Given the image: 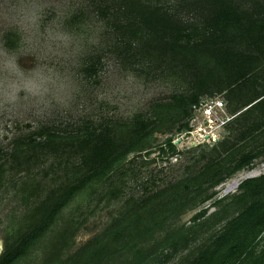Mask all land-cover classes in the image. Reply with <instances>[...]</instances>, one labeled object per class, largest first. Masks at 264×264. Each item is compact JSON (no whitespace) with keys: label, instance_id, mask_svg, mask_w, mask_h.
<instances>
[{"label":"trees","instance_id":"1","mask_svg":"<svg viewBox=\"0 0 264 264\" xmlns=\"http://www.w3.org/2000/svg\"><path fill=\"white\" fill-rule=\"evenodd\" d=\"M91 5L109 42L84 59L85 81L98 84L112 55L137 77L175 89L128 118L44 123L0 147V190L13 187L23 204L6 225L0 264H167L185 251L178 264H264V173L215 199V211L202 208L180 223L214 199L217 186L264 160V0ZM87 17L83 9L71 22ZM18 42L17 32L4 34L7 48ZM216 94L231 115L225 136L193 155L183 177L163 185L149 178L142 194L129 190L138 158L153 162L156 149L163 158L176 154L173 136L191 131L201 98ZM159 134L170 135L160 142ZM84 203L80 218L67 215ZM115 203L104 225L76 246L96 210Z\"/></svg>","mask_w":264,"mask_h":264},{"label":"rangeland","instance_id":"2","mask_svg":"<svg viewBox=\"0 0 264 264\" xmlns=\"http://www.w3.org/2000/svg\"><path fill=\"white\" fill-rule=\"evenodd\" d=\"M93 1L0 0V147L8 148L14 138L44 123H75L88 117L96 120L101 117L128 118L145 111L154 99L167 97L174 91L172 82L141 79L125 70L112 55H106L103 60L104 68L98 84L85 81L81 70L84 59L105 49L109 42L105 23L92 14ZM83 9L88 17L83 22L72 23L71 16ZM8 31L19 34L18 46L14 49L4 44V34ZM210 98L205 95L201 102L205 99L210 102ZM212 98L224 99L225 110L206 113L205 106L195 110L191 119L192 130L173 136L178 152L163 158L156 149L150 156L155 161L148 164H142L138 158L133 164L137 175L130 179L129 190L142 194L141 184L149 178H155L157 184L163 185L183 177L187 165L194 160L193 155H198L204 148L210 149L225 136L227 130L222 123L231 116L226 99L223 94ZM169 135L159 134V141ZM194 148V153L190 152ZM254 170L257 174L246 176ZM263 173L264 160H257L253 168L244 169L217 186L216 197L188 211L180 223L189 224L192 215L202 208L207 207L209 213L215 211L212 204L215 199L237 191L238 187L224 192L233 180L242 182ZM74 207L67 209V215L74 212L80 218L79 214L87 211L85 203L77 210ZM117 207L115 203L109 208L96 210L76 235V246L98 231L108 220L110 211ZM22 210L23 204L16 189L0 190V240L4 248L6 225ZM186 253L176 255L167 264H178Z\"/></svg>","mask_w":264,"mask_h":264},{"label":"built area","instance_id":"3","mask_svg":"<svg viewBox=\"0 0 264 264\" xmlns=\"http://www.w3.org/2000/svg\"><path fill=\"white\" fill-rule=\"evenodd\" d=\"M207 99H205L204 101L200 102V105L198 107L195 108V110L205 106V112H209L212 113L215 111V109H222L225 110V101L222 98H210V102L206 101ZM204 102V103H203ZM194 110V111H195ZM231 118V116L227 117V121ZM226 120H223V123L225 125V123L227 122Z\"/></svg>","mask_w":264,"mask_h":264},{"label":"bare ground","instance_id":"4","mask_svg":"<svg viewBox=\"0 0 264 264\" xmlns=\"http://www.w3.org/2000/svg\"><path fill=\"white\" fill-rule=\"evenodd\" d=\"M257 174V171H251L249 172L246 176H253ZM240 180H233L229 185H227L226 189L224 190V192H228V191H232L234 190L236 187H238V185L240 184Z\"/></svg>","mask_w":264,"mask_h":264},{"label":"water","instance_id":"5","mask_svg":"<svg viewBox=\"0 0 264 264\" xmlns=\"http://www.w3.org/2000/svg\"><path fill=\"white\" fill-rule=\"evenodd\" d=\"M179 141V140H178ZM175 143V142H174ZM188 187V185H186V188ZM4 251V245H3V242L0 240V256L1 254L3 253Z\"/></svg>","mask_w":264,"mask_h":264}]
</instances>
